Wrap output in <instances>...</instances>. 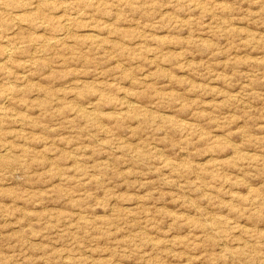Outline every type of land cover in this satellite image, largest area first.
Returning a JSON list of instances; mask_svg holds the SVG:
<instances>
[{
    "label": "rangeland",
    "instance_id": "obj_1",
    "mask_svg": "<svg viewBox=\"0 0 264 264\" xmlns=\"http://www.w3.org/2000/svg\"><path fill=\"white\" fill-rule=\"evenodd\" d=\"M0 264H264V0H0Z\"/></svg>",
    "mask_w": 264,
    "mask_h": 264
}]
</instances>
